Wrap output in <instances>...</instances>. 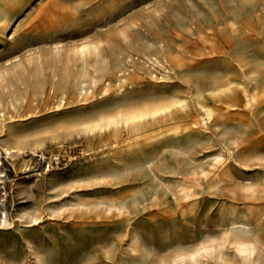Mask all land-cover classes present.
<instances>
[{
	"label": "rangeland",
	"instance_id": "1",
	"mask_svg": "<svg viewBox=\"0 0 264 264\" xmlns=\"http://www.w3.org/2000/svg\"><path fill=\"white\" fill-rule=\"evenodd\" d=\"M19 3L0 20V66L108 38L113 62L135 47L169 59L145 63L118 97L185 105L172 122L91 134L63 125L112 108L113 79L62 103L18 90L0 107V147L13 153L0 264H264V0ZM236 239L255 244L251 256Z\"/></svg>",
	"mask_w": 264,
	"mask_h": 264
},
{
	"label": "bare ground",
	"instance_id": "2",
	"mask_svg": "<svg viewBox=\"0 0 264 264\" xmlns=\"http://www.w3.org/2000/svg\"><path fill=\"white\" fill-rule=\"evenodd\" d=\"M3 1L5 0H0V20L6 17L9 8L16 7L22 0H6V4ZM119 35L126 40L125 31H121ZM155 44L157 45V43ZM109 47L108 38H91L71 46L64 54H62L61 46L51 47L47 56L49 62L46 64L40 54L28 57L24 61L17 60L14 63L6 61L0 66V107L4 106L3 103L12 106L16 100H19L16 94L21 89L23 91L30 89L33 96L50 94L61 103L69 97L79 98L90 94L98 86L100 93L106 94L111 86V79L116 81L118 97L123 92L136 89L142 77L145 63L154 65L158 69L168 70L166 63L169 62V59L159 57L156 53H150L144 49H135L136 47L131 48L126 55L113 62L106 54V49ZM160 47L162 48V45ZM160 47L157 46V49L160 50ZM207 83L210 88L218 89L224 86L225 80L214 79ZM20 98H24V95ZM184 105V100L176 99L143 101L131 97H118L112 108L96 111L94 114L75 116L63 127H75L82 132L93 134L111 127L123 126L135 132L144 123L159 118H169L170 122L175 118L178 119ZM199 108L206 113V109L202 105L199 104ZM1 115L2 110L0 109ZM14 144L22 146L25 142L16 140ZM38 145L39 143L36 144V146ZM3 214L2 217L5 215ZM234 245L243 257L251 256L255 250V244L248 240L236 239ZM208 247H203L202 251L206 252ZM190 259H194V256L190 255ZM162 264L164 263L162 262Z\"/></svg>",
	"mask_w": 264,
	"mask_h": 264
},
{
	"label": "built area",
	"instance_id": "3",
	"mask_svg": "<svg viewBox=\"0 0 264 264\" xmlns=\"http://www.w3.org/2000/svg\"><path fill=\"white\" fill-rule=\"evenodd\" d=\"M12 152H9L2 147H0V193L3 196L2 201H4L6 195V183L8 182V177L12 172Z\"/></svg>",
	"mask_w": 264,
	"mask_h": 264
}]
</instances>
